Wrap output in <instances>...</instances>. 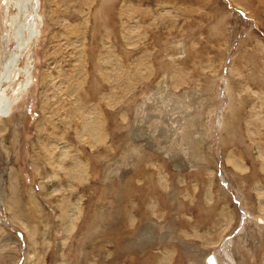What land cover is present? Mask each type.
I'll use <instances>...</instances> for the list:
<instances>
[{
  "label": "rangeland",
  "instance_id": "1",
  "mask_svg": "<svg viewBox=\"0 0 264 264\" xmlns=\"http://www.w3.org/2000/svg\"><path fill=\"white\" fill-rule=\"evenodd\" d=\"M28 4L0 0V264H264V0Z\"/></svg>",
  "mask_w": 264,
  "mask_h": 264
},
{
  "label": "bare ground",
  "instance_id": "2",
  "mask_svg": "<svg viewBox=\"0 0 264 264\" xmlns=\"http://www.w3.org/2000/svg\"><path fill=\"white\" fill-rule=\"evenodd\" d=\"M13 1V4L15 5V8H16V6H20V0H12ZM28 15H27V17L28 16H30L32 13H34L35 11H36V8H34L35 6H33V4H32V0H28ZM26 7H25V5H24V9H25ZM18 11V10H17ZM20 14V13H19ZM25 17V16H24ZM26 19V18H25ZM23 21V20H22ZM24 24V23H23ZM28 24L30 25V28H29V32H30V34H32V32H33V25H32V23L31 22H29L28 21ZM25 25V24H24ZM14 39V38H13ZM24 39H26V36L24 37V36H22L21 38H19V39H17V41L15 40V42H17V45H16V47H15V50L17 49V50H19L21 47H22V45L21 44H23V43H21V42H23L24 41ZM0 42H2V41H0ZM25 42H26V40H25ZM2 43H4V42H2ZM1 43V44H2ZM25 44V43H24ZM24 47H25V45H24ZM3 48V47H2ZM5 48V47H4ZM7 51V50H6ZM15 52L13 51H11L10 52V56L8 57V59L5 61L6 62V67L8 68L7 70H8V73H7V76L6 77H3L2 78V80L3 81H7V82H10V81H13V80H18L19 78H18V76H19V72L17 71V69L15 68L16 67V63H17V57H16V55L14 54ZM2 76V75H1ZM1 80V81H2ZM14 93H18L17 91H14ZM8 101H9V98L8 97H5L4 95H1L0 94V117H3V116H6L7 115V112H9L8 111ZM10 106V105H9ZM104 141V140H103ZM208 262L210 263V264H215L216 263V258H215V255H210V256H208Z\"/></svg>",
  "mask_w": 264,
  "mask_h": 264
},
{
  "label": "water",
  "instance_id": "3",
  "mask_svg": "<svg viewBox=\"0 0 264 264\" xmlns=\"http://www.w3.org/2000/svg\"><path fill=\"white\" fill-rule=\"evenodd\" d=\"M218 122H219V120H218Z\"/></svg>",
  "mask_w": 264,
  "mask_h": 264
}]
</instances>
